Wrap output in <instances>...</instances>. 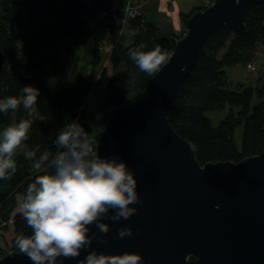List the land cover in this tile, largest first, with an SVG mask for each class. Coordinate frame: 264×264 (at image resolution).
Instances as JSON below:
<instances>
[{
    "label": "trees",
    "instance_id": "1",
    "mask_svg": "<svg viewBox=\"0 0 264 264\" xmlns=\"http://www.w3.org/2000/svg\"><path fill=\"white\" fill-rule=\"evenodd\" d=\"M127 1L0 0V52L9 62L0 72V144L6 145L0 147V249L5 233L9 252L30 249L73 225L96 204L97 191L84 186L94 133L82 120L86 97L105 80L101 110L130 102L183 36H157L140 6L139 14L123 27L130 43L110 47L108 70L101 62V46L107 33L121 30L117 19ZM116 2L119 7L113 6ZM202 9L196 5L179 18L186 25ZM39 11L45 20L34 25L29 15ZM89 14L96 20L86 26ZM243 24V32L221 26L208 35L167 115L170 127L194 144L201 164L236 163L264 148V66L254 87L238 84L234 90L223 70L256 59L258 46H264V5L247 10ZM53 38L89 45V70L81 73L75 61L47 51ZM253 95L259 101L251 105ZM225 107L226 114L213 125L206 113ZM238 126L239 147L233 137ZM49 203L50 215L41 219Z\"/></svg>",
    "mask_w": 264,
    "mask_h": 264
},
{
    "label": "water",
    "instance_id": "2",
    "mask_svg": "<svg viewBox=\"0 0 264 264\" xmlns=\"http://www.w3.org/2000/svg\"><path fill=\"white\" fill-rule=\"evenodd\" d=\"M257 4L264 0H213L188 18L144 88L100 112L92 139L105 176L96 204L0 264H264V148L236 163L201 164L167 122L208 35L221 26L243 32ZM3 63L0 52V72Z\"/></svg>",
    "mask_w": 264,
    "mask_h": 264
},
{
    "label": "rangeland",
    "instance_id": "3",
    "mask_svg": "<svg viewBox=\"0 0 264 264\" xmlns=\"http://www.w3.org/2000/svg\"><path fill=\"white\" fill-rule=\"evenodd\" d=\"M195 0H143L139 2V0H132L133 6H137L140 3L142 6L143 15L147 20L152 21L157 30L156 35L160 37L168 36L171 33H184L185 34V27L186 25L183 24L181 19L179 18V10L182 9L183 11L189 12L195 5ZM198 0H196L197 2ZM201 0H199L198 3ZM211 0H206L203 7H205ZM114 7H119L120 3L116 2L113 5ZM99 16V14H98ZM45 18V17H44ZM29 21H32L34 25H40L45 20L43 19V15L39 13H34L29 15ZM96 20L95 15L89 14L85 17V25L90 26ZM183 34V35H184ZM119 42L122 45H128L130 43V35L128 33L127 28H123L119 31L107 33L102 46H101V62L103 65H106L108 70H110V63L108 61V52L110 47L113 43ZM47 51H53L58 53L63 60L75 61L76 68L81 73H85L88 71L89 68V59L91 57V51L89 50V45H76L69 39H57L53 38L52 43ZM223 53V50L219 53L218 56ZM254 61L259 65L261 70L264 66V46H258L256 50V59ZM3 65L8 66L9 62L7 60L4 61ZM223 70L226 74V79L229 84L230 89H236V85L241 84L244 87L250 86L254 87L259 76V70L256 71H249L246 67L240 63L235 64L233 66H225ZM96 76H99V70L95 69ZM104 83L105 80L102 81V84L98 87H94L90 90L89 95L86 97L85 100V107L83 112L82 120L86 122L92 130L100 128L103 126L104 121L102 122L103 118L101 116V111L107 109L109 106L101 110L99 106V102L104 98ZM259 99L253 95L251 99V105L256 104ZM227 107L219 111H210L207 112L206 115L211 119L213 125H216L226 114ZM102 123V124H101ZM240 135H241V126H238L234 131V141L237 147L240 146ZM6 147L5 144H0V147ZM17 150L15 153L19 152ZM20 154V153H19ZM18 154V155H19ZM6 179H9L7 176ZM53 203V202H52ZM52 203H49L43 210L41 215V219H46L50 215V208ZM5 238V240H4ZM4 238H1L3 248L0 249V257L4 254L8 253V241H9V234L5 233Z\"/></svg>",
    "mask_w": 264,
    "mask_h": 264
},
{
    "label": "built area",
    "instance_id": "4",
    "mask_svg": "<svg viewBox=\"0 0 264 264\" xmlns=\"http://www.w3.org/2000/svg\"><path fill=\"white\" fill-rule=\"evenodd\" d=\"M132 3V0L127 1L122 12L120 13L119 18L117 19L121 29L127 24L129 19L139 14V9L141 6L140 3L137 4L136 8L135 6L131 5ZM245 67L249 71H256L257 69H260L259 65H257L255 61L247 63ZM87 154L91 157V160L85 171L84 186L86 189L95 190L98 193L105 176V170L96 158L93 139L92 143L88 145Z\"/></svg>",
    "mask_w": 264,
    "mask_h": 264
},
{
    "label": "crops",
    "instance_id": "5",
    "mask_svg": "<svg viewBox=\"0 0 264 264\" xmlns=\"http://www.w3.org/2000/svg\"><path fill=\"white\" fill-rule=\"evenodd\" d=\"M205 1L206 0H201L200 2L201 3H198L199 2V0L196 2V0L194 1L195 2V5L194 6H196V5H204L205 4ZM143 9V8H142ZM142 9H141V14L143 15V11H142ZM179 13L178 14H180V13H186V11H183L182 9H180L179 11H178ZM188 12V11H187ZM144 16V15H143ZM145 17V16H144ZM150 21V20H149ZM152 22V21H151Z\"/></svg>",
    "mask_w": 264,
    "mask_h": 264
},
{
    "label": "bare ground",
    "instance_id": "6",
    "mask_svg": "<svg viewBox=\"0 0 264 264\" xmlns=\"http://www.w3.org/2000/svg\"><path fill=\"white\" fill-rule=\"evenodd\" d=\"M212 1H213V0H211V2H212ZM211 2H210V3H211ZM210 3H208L205 7H207ZM205 7H204V8H205Z\"/></svg>",
    "mask_w": 264,
    "mask_h": 264
}]
</instances>
